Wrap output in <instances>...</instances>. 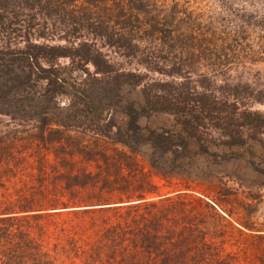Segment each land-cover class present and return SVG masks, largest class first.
Listing matches in <instances>:
<instances>
[{"label": "trees", "instance_id": "1", "mask_svg": "<svg viewBox=\"0 0 264 264\" xmlns=\"http://www.w3.org/2000/svg\"><path fill=\"white\" fill-rule=\"evenodd\" d=\"M193 13L174 0H0V114L17 121L0 130V186L8 175L18 178L24 159L18 156L24 152L34 156L45 150L52 156L31 160L18 178L20 187L0 199V264H61L54 255L57 244L51 253L43 238L32 233L42 234L45 215L65 211L96 217L83 236L69 237L60 246L57 253L67 257L65 264L223 262L198 225L172 220L174 209L185 205L181 195L147 199L153 192L145 193L143 184L121 173L123 167L133 170L130 159L140 147L148 150L149 170L165 178L181 169L176 151H183L189 138H196L198 153L212 152L209 146H215L208 131L219 135L221 145L241 142L247 113L235 104L229 110L218 106L206 89L192 85L198 66L210 74L226 69L209 65L204 57L215 35L204 34ZM47 23L51 36L70 38L71 46L30 38L34 29L43 38L39 28ZM101 48L166 78L140 82L141 103L128 101L120 87L137 84L133 78L139 70L123 68ZM60 58L67 64L57 63ZM67 66L83 74L71 77L72 92L65 91ZM86 75L97 83L96 91L83 87ZM105 107L126 115V122L119 126L110 114L104 118ZM157 110L177 117L182 130L175 134L177 141L166 129L138 125L140 116ZM38 210L54 211L34 212ZM181 212L184 218L185 209Z\"/></svg>", "mask_w": 264, "mask_h": 264}, {"label": "rangeland", "instance_id": "2", "mask_svg": "<svg viewBox=\"0 0 264 264\" xmlns=\"http://www.w3.org/2000/svg\"><path fill=\"white\" fill-rule=\"evenodd\" d=\"M174 1L183 3L194 11L193 14L200 22L199 27L204 28V34L215 35V42H209L210 47L202 39H199L202 40L199 44L204 43L209 47V51L204 53L207 61L210 60L209 65H223L226 69L220 74H210L208 68L198 66L191 74L194 81L192 85L198 90L201 87L206 89L210 98L216 99L218 106L229 110L235 104L237 110L247 113L243 117L247 122L241 128L242 139L239 145L225 146L216 139H220L216 132L208 131L213 135L211 138H215V146H209L212 152L198 153L196 138H189L185 149L176 151V155L181 157L178 160L181 169H178L177 174L172 173L165 178L149 170L146 161L148 150L145 146L140 147L138 154L130 159L134 162L133 170L127 172V168L123 167L121 173L128 179H134L135 183L143 184L145 193L153 192L146 195L147 199L158 200L166 195H181L185 205L174 209L172 220L177 221V217L186 225H198L204 231L205 242L214 247L218 258L223 259L219 264H261L260 259L264 257V0ZM39 29L44 30L45 36L37 37L38 32L34 29L30 38H35V42L71 46L72 41L67 42L70 38L66 41L59 39L57 35L51 36L52 26L49 23ZM3 39L0 36V40ZM197 41L194 43L198 44ZM101 49L109 57L120 61L123 68L139 70V75L133 78L137 84H124L120 87L121 96L128 101L141 103L140 82L166 78L156 72L144 70L133 60L124 62L126 60L107 48ZM67 61L66 58H60L56 62L65 65ZM42 62L40 65L45 67ZM64 68L63 71H68L69 68L70 77L66 81L69 85H65V91L72 92L71 77L74 79L83 74L81 71L72 72L70 66ZM87 69L91 71V66L87 65ZM200 74L203 77H199ZM84 78L87 85L84 84L83 87L89 86L96 91L97 83L88 75L83 76ZM62 99H65L64 96H61ZM81 99H84L83 96ZM182 99L184 100V96ZM185 102L184 100L183 105L187 106ZM187 103L191 106L192 101ZM106 107L102 111L104 118L110 114L114 123L119 126L126 122V115L115 108ZM137 123L143 129H166L173 134L174 141H177L175 134L182 133L177 117L170 112L150 111L145 116H140ZM16 125V120L0 114V130ZM38 155H44L42 157L47 160L52 157L45 150H40ZM38 155L28 156L24 152L22 156H18L24 157L20 168L16 170L19 180L25 175L26 166H30L31 160ZM171 158L170 154L169 159ZM14 177L8 175V179H2L0 199H7L8 195L15 193L20 187V181ZM183 208L184 218L181 212ZM69 209L71 207L58 210ZM51 211L54 210L34 212L46 214ZM65 212L61 215H45L40 219L42 234L37 231L32 233V236L43 238L49 252L52 244H57L54 255L61 264L67 263L68 259L57 253L61 251L60 246L69 237L83 236V231L89 229L90 221L96 218L94 215Z\"/></svg>", "mask_w": 264, "mask_h": 264}]
</instances>
